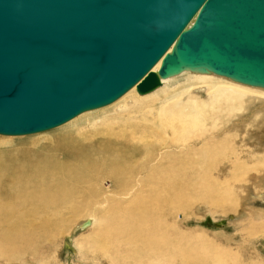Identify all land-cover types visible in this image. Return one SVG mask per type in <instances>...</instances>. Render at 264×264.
Returning a JSON list of instances; mask_svg holds the SVG:
<instances>
[{"label":"bare ground","instance_id":"1","mask_svg":"<svg viewBox=\"0 0 264 264\" xmlns=\"http://www.w3.org/2000/svg\"><path fill=\"white\" fill-rule=\"evenodd\" d=\"M191 72L209 86L218 84L219 90L206 99L192 95L171 100L172 92L162 85ZM124 97L130 102H124L120 112L99 123L66 130L39 149L0 150V259L13 261L27 253L40 258L41 248L62 231L67 214L102 212L101 220L89 219L78 229L93 227L84 242L112 264L201 263L203 257L190 249L179 217L187 216L191 193L216 171L226 176L223 185L229 178L230 183L224 193L213 185L203 189L201 198L219 196V207L229 206L224 210L235 209L242 199L235 190L245 187L237 180L242 181V173L251 168L242 163L245 155L237 128L252 107L264 109V87L187 68L162 78L159 86L147 92H139L134 84L113 102L85 110L52 129L0 135L41 134L75 119L78 125V117L104 110ZM258 108L253 114L257 125L264 117ZM219 114L228 117L219 118ZM232 118L236 130L229 135L218 133ZM105 182L111 184L110 191ZM257 227L264 230V224ZM66 247L70 249L68 243Z\"/></svg>","mask_w":264,"mask_h":264},{"label":"water","instance_id":"2","mask_svg":"<svg viewBox=\"0 0 264 264\" xmlns=\"http://www.w3.org/2000/svg\"><path fill=\"white\" fill-rule=\"evenodd\" d=\"M187 68L264 87V0H0L1 134L52 129Z\"/></svg>","mask_w":264,"mask_h":264},{"label":"rangeland","instance_id":"3","mask_svg":"<svg viewBox=\"0 0 264 264\" xmlns=\"http://www.w3.org/2000/svg\"><path fill=\"white\" fill-rule=\"evenodd\" d=\"M164 86L165 89L172 92L170 99L176 101L186 96L192 97V95L206 99L214 95L211 93L212 91L216 93L220 88L218 84L214 83L209 86V84L197 79L194 72L175 77L166 85H162L161 88ZM126 101L130 102V99L124 97L107 108L104 107V110L99 109L90 114L82 115L77 118L80 119L78 125L74 124L75 119L64 126L41 134L20 137L0 135V150L16 152L19 149H39L51 138L66 130L73 129L76 126L84 127L93 122L99 123L104 117L115 115L121 111ZM239 106L240 104H236V107ZM257 108V105L252 107V112L246 113V119L238 124L237 128V141L245 155L242 163L247 166L250 165L248 167L251 168L249 172L244 171L242 173L245 176L242 181L237 180L239 184L243 182L241 185L245 187L243 191L235 190L240 196L242 195V199L237 201L238 205L235 209L224 210L229 206L219 207L216 198L219 196L201 198L203 189L213 185L217 190H220L219 192L224 193V188L230 183L229 178L228 183L223 185L226 176L221 177V173L216 171L211 174L207 182L200 185L199 189L196 188V192L191 193L192 196L186 210L187 216L179 217V227L181 231L188 234L186 239H188L190 249L203 257L200 264H220V260L224 261L223 264H264V230L262 231L257 227L264 224V155L262 154V150H264V117L261 116L262 120H259V125H257L255 119L253 120ZM258 109L262 110V114L264 113V109L260 107ZM218 116L219 118H225L227 115L219 114ZM232 120L233 118L230 123L225 125L228 128L222 126L218 133L222 134L223 132V135H229L234 132L236 128L231 126L234 123V120ZM210 123L211 121L208 126H210ZM230 129L232 130L229 131ZM218 140L220 139L218 138ZM219 177L221 178L219 179ZM104 185L108 191L111 190L109 182H105ZM95 218H102V212H85L78 217L67 214V221L63 224L62 231L59 232L60 234H56V238L52 240V243L51 241L46 242L44 247L41 248L40 258H34L27 253L25 255L21 254L19 259L13 261L0 259V264H82V262H84L83 264H112L109 259L102 256L98 251L91 250L89 243L84 242L86 237L91 234L93 227L89 225L84 231L78 229L80 224L89 219H93L95 223ZM226 221H229L227 225ZM67 243L71 250L67 249ZM204 259L205 261H203ZM128 264L133 263L129 261ZM162 264L180 263L168 260L162 262Z\"/></svg>","mask_w":264,"mask_h":264}]
</instances>
